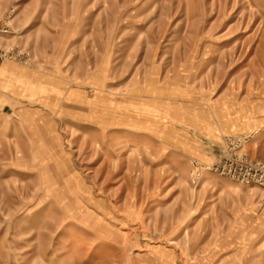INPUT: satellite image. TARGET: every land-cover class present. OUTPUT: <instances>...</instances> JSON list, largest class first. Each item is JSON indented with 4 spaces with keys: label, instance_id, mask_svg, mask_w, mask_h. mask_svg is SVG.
Wrapping results in <instances>:
<instances>
[{
    "label": "rangeland",
    "instance_id": "rangeland-1",
    "mask_svg": "<svg viewBox=\"0 0 264 264\" xmlns=\"http://www.w3.org/2000/svg\"><path fill=\"white\" fill-rule=\"evenodd\" d=\"M5 22L0 264H264V188L191 182L227 137L264 160V0H0Z\"/></svg>",
    "mask_w": 264,
    "mask_h": 264
},
{
    "label": "built area",
    "instance_id": "built-area-1",
    "mask_svg": "<svg viewBox=\"0 0 264 264\" xmlns=\"http://www.w3.org/2000/svg\"><path fill=\"white\" fill-rule=\"evenodd\" d=\"M9 25L5 22L0 25V32L9 33ZM20 57L10 50L0 48V67L6 60ZM253 139L249 136H231L224 141V151L217 161L210 164L193 162L191 182L198 187L204 175L211 173L223 178L233 180L244 185H255L264 188V160H252L246 151L247 145Z\"/></svg>",
    "mask_w": 264,
    "mask_h": 264
},
{
    "label": "crops",
    "instance_id": "crops-1",
    "mask_svg": "<svg viewBox=\"0 0 264 264\" xmlns=\"http://www.w3.org/2000/svg\"><path fill=\"white\" fill-rule=\"evenodd\" d=\"M252 133V132H250ZM247 133V134H250ZM240 135H243L244 133H238ZM238 134H231V135H238ZM246 134V133H245ZM227 136V135H226ZM224 136V137H226ZM223 137V138H224ZM222 138V139H223ZM264 135H260L251 145L250 151L251 155L255 158L264 159ZM259 148V149H258Z\"/></svg>",
    "mask_w": 264,
    "mask_h": 264
}]
</instances>
